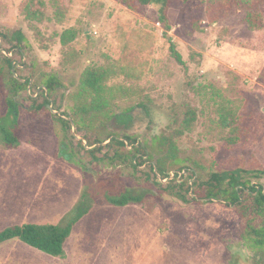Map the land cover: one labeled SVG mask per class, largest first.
Listing matches in <instances>:
<instances>
[{"label": "rangeland", "instance_id": "obj_1", "mask_svg": "<svg viewBox=\"0 0 264 264\" xmlns=\"http://www.w3.org/2000/svg\"><path fill=\"white\" fill-rule=\"evenodd\" d=\"M40 1L37 21L25 16L28 0H0V33L24 35L21 68L32 77L30 86L49 74L62 83L50 97L52 114L69 115V95L82 72L101 68L108 72L114 109L133 110L139 140L144 132L164 129L172 105L186 100L196 119L178 144L193 169L203 174L264 169V0L251 10L232 0H169L167 35L188 77L169 54L155 5ZM249 13L255 28L247 23ZM67 29L77 36L64 48L60 35ZM1 44L0 38L3 53L11 46ZM14 58L18 63L20 57ZM4 97L0 83V105ZM19 100L23 108L12 129L16 144L0 136V231L24 223L63 224L83 199L88 211L74 225L63 255L11 240L0 245V264H256L258 249L240 239V220L216 201L188 205L165 194L161 204H111L122 188H139L143 173L95 163L73 141L64 145L60 126L44 114H30L23 93ZM227 109L230 126L223 128L220 113ZM84 133L74 136L80 140ZM141 168L152 179L148 164ZM253 182L263 185L264 178Z\"/></svg>", "mask_w": 264, "mask_h": 264}, {"label": "trees", "instance_id": "obj_2", "mask_svg": "<svg viewBox=\"0 0 264 264\" xmlns=\"http://www.w3.org/2000/svg\"><path fill=\"white\" fill-rule=\"evenodd\" d=\"M142 6L155 5L157 7L158 21L163 27V35L169 44V54L175 63L183 67L185 76L188 71L175 44L167 35L170 31L168 19L169 0H136ZM216 1V0H214ZM220 0H217V3ZM229 1V0H225ZM246 10L254 9L263 0H232ZM40 0H28L25 7V16L28 19L40 21L42 13ZM61 11L57 8V14ZM250 28H255L252 15L246 18ZM77 33L74 29H67L60 35L62 47H67L75 40ZM4 43H11L9 49L0 51V83H2L6 97L0 105V136L5 142L16 144L12 132L21 109L19 100L23 93L30 101L28 110L32 115L44 114L52 118L63 132L64 145L70 146L71 141L75 148H80L91 156L93 162L105 161L109 165L118 163L128 166L133 174L142 172L144 182L139 188L124 187L118 198L110 200L117 206L145 205L163 203L165 194L183 204H212L224 209H230L240 220L239 237L258 249L256 264H264V184L254 183L253 180L264 178V169L261 170H222L201 173L193 169L192 164L181 156L179 138L189 132L196 119V112L188 101L183 100L170 108L167 125L158 134L147 135L144 132L139 136L133 131L134 116L131 108L120 109L113 107L111 95L106 87L108 72L101 68H87L78 79L76 92H72L70 114L54 115L48 108L50 97L63 85L56 75L49 74L40 79V84L32 83V77L22 75V56L26 54V39L21 31L10 35L0 33ZM8 54H11L9 57ZM19 56V62L14 56ZM16 74L17 76L15 77ZM189 90H194L192 82L187 81ZM36 88H38L36 90ZM29 90V91H28ZM55 109V108H54ZM225 110V109H224ZM220 113L219 123L224 127L230 126L228 117L231 110ZM74 123L75 134L85 132L82 140H77L71 132V123ZM85 143H83L84 141ZM103 145V143L107 142ZM74 153V151L72 150ZM99 155V156H98ZM148 164L150 175L141 167ZM198 168V166H197ZM155 169V170H154ZM174 173L171 180L165 185L157 181L166 180ZM183 172V174H182ZM185 173V175H184ZM85 200L80 202L75 215L63 224L53 223H24L14 225L0 231V245L16 240L31 249L53 257L63 255V245L69 239L74 225L81 219L88 209ZM260 258V260L258 259Z\"/></svg>", "mask_w": 264, "mask_h": 264}, {"label": "water", "instance_id": "obj_3", "mask_svg": "<svg viewBox=\"0 0 264 264\" xmlns=\"http://www.w3.org/2000/svg\"><path fill=\"white\" fill-rule=\"evenodd\" d=\"M48 108H49V110L51 111V113H54V110H53V106H52V102H50L49 103V105H48ZM64 118H66V119H68L69 121H70V118H68V117H64ZM70 123H71V130H72V133L74 134V135H76L75 134V126H74V123L72 122V121H70ZM81 140H82V138H80ZM84 141V140H83ZM85 142V141H84ZM108 143V141L107 142H105V143H103V145H105V144H107ZM185 174V173H184ZM157 176V181L159 182V183H163V182H167L168 180H171L172 178H173V176H174V173L172 172V173H170V177L168 178V179H166V180H162V179H160V176L157 174L156 175Z\"/></svg>", "mask_w": 264, "mask_h": 264}, {"label": "crops", "instance_id": "obj_4", "mask_svg": "<svg viewBox=\"0 0 264 264\" xmlns=\"http://www.w3.org/2000/svg\"><path fill=\"white\" fill-rule=\"evenodd\" d=\"M71 235H72V233H71ZM71 235H70V237H71ZM70 237H69V239H70ZM69 239H68V240H69ZM33 250H34V249H33ZM38 252H39V251H38ZM74 264H75V263H74Z\"/></svg>", "mask_w": 264, "mask_h": 264}]
</instances>
